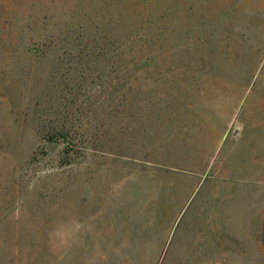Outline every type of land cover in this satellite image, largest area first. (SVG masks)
<instances>
[{"label": "rangeland", "instance_id": "obj_1", "mask_svg": "<svg viewBox=\"0 0 264 264\" xmlns=\"http://www.w3.org/2000/svg\"><path fill=\"white\" fill-rule=\"evenodd\" d=\"M0 264H264V0H0Z\"/></svg>", "mask_w": 264, "mask_h": 264}]
</instances>
